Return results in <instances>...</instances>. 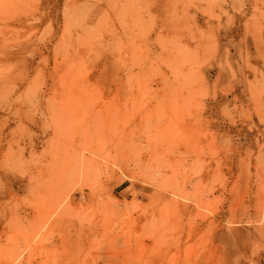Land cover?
<instances>
[{
    "label": "rangeland",
    "instance_id": "obj_1",
    "mask_svg": "<svg viewBox=\"0 0 264 264\" xmlns=\"http://www.w3.org/2000/svg\"><path fill=\"white\" fill-rule=\"evenodd\" d=\"M0 264H264V0H0Z\"/></svg>",
    "mask_w": 264,
    "mask_h": 264
}]
</instances>
